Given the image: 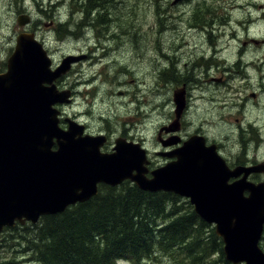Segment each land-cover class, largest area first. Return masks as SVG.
Returning <instances> with one entry per match:
<instances>
[{
	"label": "water",
	"instance_id": "1",
	"mask_svg": "<svg viewBox=\"0 0 264 264\" xmlns=\"http://www.w3.org/2000/svg\"><path fill=\"white\" fill-rule=\"evenodd\" d=\"M30 22L27 14L17 19L20 28ZM77 62L68 55L53 69L34 33L16 38L0 74V234L87 202L100 184L129 181L143 191L188 199L196 214L215 226L228 262L264 264V184L249 181L252 174H264V162L231 169L217 145L208 146L199 135L172 153L175 161L154 170L141 144L117 139L112 153H103L106 137L85 136L72 120L67 129L60 126L55 106L71 104L73 97L56 82ZM175 101L178 122L184 94H176Z\"/></svg>",
	"mask_w": 264,
	"mask_h": 264
},
{
	"label": "rangeland",
	"instance_id": "2",
	"mask_svg": "<svg viewBox=\"0 0 264 264\" xmlns=\"http://www.w3.org/2000/svg\"><path fill=\"white\" fill-rule=\"evenodd\" d=\"M62 1L0 0V62L5 63L4 71H6L9 57L14 52L16 38L21 31L34 33L35 37L44 44L52 59L53 68H55V64H60L66 56L75 55L72 52L76 49V34L79 31L76 27L92 22L93 19L96 21L98 16H94L95 11L104 12L115 9L117 14L120 13L121 22L117 25V27L120 26L118 30L120 34H123L124 31L130 33L133 42L131 48L136 52H130L133 58L131 61L136 60L137 54L144 52L148 68L150 60L154 59L156 52L147 53L146 45L149 46L150 43H145V40L139 36H145V39L148 40L149 37L161 35L157 40L160 39L161 44L172 46L174 49H179L178 45L184 47L188 43H184L186 41L184 38L188 36L196 37L199 45L203 44L200 37L203 35L206 37L205 33L200 32L203 24H200L198 28L187 27L186 20L190 17L177 11V8L171 5L174 0H115L119 5L115 8L114 0H101V2L93 0V10L85 8L84 0H64L63 3ZM109 3H112V6ZM183 7L188 14H191L196 8H208L209 14H211L206 16L208 20H217L210 28L209 41L211 48L212 45L215 47L210 49L209 54L213 55L217 50L219 57L217 61L221 65L226 62V68L229 66L230 69L215 70L216 74L213 73L217 80L224 77L226 85L214 84L212 79L206 85V92L195 90V98L189 104V109L184 112L186 109L184 107L180 112L179 121L183 129L181 130L180 127V131L176 135L183 142L195 135L203 136L208 144L217 142L221 156L232 166H250L263 162L264 0H189ZM74 9L76 11H73ZM81 9L84 10L81 11ZM93 11L94 13H92ZM82 12L85 14L83 15ZM21 14H29L33 20L31 25L23 29L17 26V19ZM60 19H64L68 27L66 31L65 28L62 31V35L65 34L64 38L59 36L58 22ZM82 19H84L83 22H81ZM51 22L54 23V26H50ZM191 24L196 26L192 18ZM98 27L99 31H103L102 25ZM168 28L171 31L166 32L165 30ZM90 32L91 30L86 35L93 37V33ZM189 40L193 48L197 41H192L190 38ZM118 51H122V49ZM251 62L255 65H250ZM159 63L160 60H158V65ZM246 63L250 64L243 65ZM179 70L182 72L181 69ZM118 71L116 69L114 72ZM131 71H134V75L131 74L130 78H126V86L119 85L112 92L101 89L90 91V88L77 86L74 66L66 77L59 80L57 85L60 90L73 89L75 92H83L84 95H81V98L78 95L71 104L60 107L72 121L87 122L96 131L113 133L115 136L121 134L131 142L146 144L144 148L148 149L151 155L163 164L165 159L158 156V152L165 150L161 143L165 148L176 146V137L173 134L178 129L166 134L160 133V131L175 123L174 95L180 94L182 89L172 85L166 87L164 84L163 89L158 91L161 87L157 84V79L154 76L149 77L152 73L149 68L146 71L148 76L143 78L146 80V88L141 92L144 104L140 108L139 116H136L135 113L138 112L133 110H136L135 104L131 105L132 103L129 102L131 100L130 97H127V90L134 89L130 85L131 78L136 81L145 72L137 74L136 70L131 69ZM170 80L168 78L169 82ZM89 91L91 96L84 100ZM201 93H204L205 97H201ZM115 94L117 95L115 96ZM93 101L94 106L91 103ZM156 105L160 107L158 108ZM105 118L107 120H104ZM241 152L246 156L244 160L239 161ZM154 166L157 167L160 164ZM250 180L252 182L264 181V175H252ZM25 232L21 230L17 238L23 236ZM13 233L7 228L1 233L2 236L0 234V264L5 262L13 264V259L21 260L20 264H30L26 262V258H14L13 247L16 243L12 237L16 233ZM261 243L264 245L263 238L260 246ZM16 254L21 255L20 251ZM173 261L170 256H162V264H169L168 262L174 264ZM118 264L131 263L118 262Z\"/></svg>",
	"mask_w": 264,
	"mask_h": 264
},
{
	"label": "trees",
	"instance_id": "3",
	"mask_svg": "<svg viewBox=\"0 0 264 264\" xmlns=\"http://www.w3.org/2000/svg\"><path fill=\"white\" fill-rule=\"evenodd\" d=\"M91 2L84 1L86 9ZM64 28L60 19L63 38ZM4 68L0 62V73ZM9 230L16 233L14 258H26L30 264H162V256L172 257L174 264H232L225 259L214 226L201 219L188 200L173 193L145 192L129 181L116 187L100 185L98 195L87 202ZM21 230L26 232L17 238ZM20 263L13 259V264Z\"/></svg>",
	"mask_w": 264,
	"mask_h": 264
},
{
	"label": "flooded vegetation",
	"instance_id": "4",
	"mask_svg": "<svg viewBox=\"0 0 264 264\" xmlns=\"http://www.w3.org/2000/svg\"><path fill=\"white\" fill-rule=\"evenodd\" d=\"M188 1L189 0H181V1L174 0V2H172L171 5L173 7H176L177 11H180L184 13L186 16L190 17L186 20L187 27L198 28L200 24H203V27L202 29H200V32L205 33L206 37L204 35L200 37L203 40L202 45H199V41L196 37L188 36L184 38V40H186L184 41V43L188 42L187 44H185L184 47L183 46L180 47L178 45L179 49H174L172 47H168L166 44H161L159 40H156L159 38L160 35L149 37L148 40L145 39V36H139V37H143V39L145 40V43L147 42L150 43L149 46L146 45L147 53L153 52V51L156 52V56L154 57V59L150 60L149 68L152 71V73L149 75V77L154 76L157 79V84H159V86L161 87L158 89V91L163 89L164 84L166 87L170 85L174 87H181L182 89L181 93L184 94L185 107H186L184 112H186L189 109V104L192 103V99L195 98V95H194L195 90H202L206 92L207 91L206 85L207 83L212 81V79H213L212 82L214 84L218 83L219 85H226V81L224 77H221V79L217 80L213 76L214 74H216L215 70L221 71L222 69L223 70L230 69L229 66H227L226 68V65H227L226 62L223 63V65H221V63L217 61V59L219 58L217 55L218 54L217 51L213 55L209 54L210 49H213L215 47L212 45L213 47L211 48V43L209 41V37L211 35L210 28L212 24H215L217 22V20L216 21L214 19L210 21L208 20V17L206 16L211 15L209 14L208 8H203V9L196 8L191 14H188L187 11L185 10V7H183ZM63 2L64 0L62 1V3ZM85 5H88V3H86ZM92 5L93 4H91L89 7H93ZM113 6L114 8L115 6H119L115 0H114ZM115 11H116L115 9L111 11H104V12L95 11L94 16L95 17L98 16L96 21H92V22H89V23H86L84 25L77 27L79 31H78V34H76V49L74 52H72V54H75V56L78 59V62L75 65L76 75H77V86H79V88H82V87L90 88L91 89L90 91L101 89V90H107V91L112 92L116 87H119V85L120 86L127 85L126 78H130L131 74L132 76L134 75L133 74L134 71H131V69L136 70L137 74L145 72L143 76L141 77L137 76L138 78L136 79V81H133V79L131 78L130 85L133 86L134 89L127 90V94H128L127 97H130V100H131L129 102L132 103L131 105L135 104L134 108H136V110L133 108L131 109H133L135 112L137 111L138 113H135V115L139 116L140 108L144 104L142 102L141 92H142V89L146 88V80L143 78L145 76H148V73H146V71L149 68L147 67V62H146V57L144 55V52H140V54H137L138 57H136V60L131 61V59H133L130 54V52L133 51L131 48L132 39L128 33H125V31L123 34H120V31L117 28L118 23L121 22L120 13L117 14ZM191 18L194 19L196 26H194V24H191ZM83 21L84 19L81 20V22ZM32 22L33 20L31 21V24ZM105 22L108 25L104 24ZM169 22L171 23L170 20ZM101 24H102L103 31H99L100 28L98 26ZM50 26H54V23L51 22ZM90 30H91L90 33L94 32L93 37H89L86 35ZM165 31L166 32L171 31V29L168 28ZM204 37H205V40H204ZM189 38L192 39V41L193 40L197 41V44H194L193 48L191 47ZM100 43H103V44H100ZM99 45L101 47H99ZM120 49H122V51L117 52V50H120ZM239 59L241 60L240 56H239ZM158 60H160L159 65H158ZM58 64H55L56 65L55 67H57ZM249 64L250 63H246L244 65L248 66ZM253 64L255 65V63H252L250 65L253 66ZM116 69L120 71L114 72ZM179 69H181L182 72ZM169 74H170V77H169ZM167 76L168 78L171 79L170 82L168 81ZM71 90H72L73 100L76 99L78 95H80V98H81V95H84L83 92H75L73 89ZM90 91L86 93L87 96L84 97V100L87 99L89 96H91ZM116 95L117 94H115V96ZM175 95H174L173 103H175V113H176V120H177V108L178 107L175 101ZM201 97H205V94L201 93ZM91 103L94 106V101ZM159 107L160 106H158V108ZM59 109L61 112L60 126L63 129H67L69 126L70 118L67 117L66 113L63 112L64 109L62 107H60ZM83 115L85 114L83 113ZM79 117H80V114H79ZM104 120H107V119L105 118ZM78 124L84 128L85 136H104L106 137V142L102 147L103 153H112L116 140L126 139L121 134H119L118 136H115L113 133L110 134L105 131L104 132L96 131L95 129H92L91 126L87 122H79ZM174 125H176L178 128L176 132H175L176 128L174 127ZM180 127L182 130L183 127L180 121L178 122L175 121V123L172 124L170 127H164L160 131V133L164 132L165 134L171 131L175 132V134L173 135L176 137L175 142L177 143V145L174 147L165 148L163 143L160 142L162 147L165 149L163 151L158 152V156L165 159V162L163 164H161L158 159H155L151 155L150 151L145 148L149 153V159L151 160V165H150L151 169L165 166L171 163L172 161L176 160L175 157H172V153L178 150L185 142V141L183 142L176 135L180 131ZM160 140H163V139H160ZM127 141L131 142L129 140ZM212 143L213 142H211L210 144ZM215 143L219 149V144L217 142ZM139 144H141L143 147H146V144H143V143H139ZM210 144H208L207 142V145H210ZM242 153L243 152H241V154ZM243 154L244 156H246L245 153ZM158 163L160 164V166L155 167L154 165Z\"/></svg>",
	"mask_w": 264,
	"mask_h": 264
},
{
	"label": "bare ground",
	"instance_id": "5",
	"mask_svg": "<svg viewBox=\"0 0 264 264\" xmlns=\"http://www.w3.org/2000/svg\"><path fill=\"white\" fill-rule=\"evenodd\" d=\"M85 1V0H84ZM100 2H101V0H99ZM108 1V0H107ZM177 1H181V0H177ZM70 2V1H69ZM99 2V6H100V3ZM103 2V1H102ZM67 3V2H66ZM71 3V2H70ZM92 3V2H91ZM104 3V2H103ZM69 4V3H68ZM110 4V3H109ZM112 4V3H111ZM110 4V5H111ZM70 5V4H69ZM76 5V4H75ZM79 5V4H78ZM108 5V4H107ZM55 6V5H54ZM81 6V5H80ZM86 6H88V5H86ZM112 6V5H111ZM71 8H72V6H70ZM74 7H76V6H74ZM44 8V7H43ZM42 8V9H43ZM90 8H92V10H93V7H90ZM79 9V8H78ZM41 10V9H40ZM82 10H84V9H81V11ZM87 10H89V9H87ZM91 10V9H90ZM73 11H76L75 9L73 10ZM83 12H85V11H83ZM79 13V12H78ZM92 13H94V11L92 12ZM74 14V13H73ZM83 14H85V13H83ZM55 15V14H54ZM79 15V14H78ZM90 15V14H89ZM88 15V16H89ZM104 15V14H103ZM77 16V15H76ZM37 17V16H36ZM83 17V16H82ZM93 17V16H92ZM101 17V16H100ZM103 17V16H102ZM40 18V17H39ZM75 18V17H74ZM84 19H85V17H83ZM102 19V18H101ZM87 20V19H86ZM94 21H95V19H93ZM99 20V19H98ZM106 20V19H105ZM108 20H109V18H108ZM109 22V21H108ZM57 23V22H56ZM96 24V23H95ZM119 24V23H118ZM102 25V24H101ZM115 26V25H114ZM76 27V26H75ZM68 28V27H67ZM77 28V27H76ZM118 29L120 28V26L119 27H117ZM70 29V28H69ZM64 30V29H63ZM72 30H73V28H72ZM65 31H66V29H65ZM64 31V32H65ZM56 32V31H55ZM63 32V33H64ZM98 32V31H97ZM121 32H123V31H121ZM94 33V32H93ZM128 34H130L129 32H128ZM70 35V34H69ZM95 35V34H94ZM126 35V34H125ZM129 36V35H128ZM161 36V35H160ZM67 37V36H66ZM96 37V36H95ZM141 38H143V37H141ZM141 38H139V39H141ZM163 38V37H162ZM100 39V38H99ZM98 39V40H99ZM132 39V38H131ZM133 39H135V38H133ZM157 40V39H156ZM160 40V39H159ZM170 40V39H169ZM94 41V40H93ZM127 41V40H126ZM125 41V42H126ZM155 41V40H154ZM98 42V41H97ZM105 42V41H104ZM111 42V41H110ZM128 42V41H127ZM126 42V43H127ZM137 42V41H136ZM139 42V41H138ZM141 42V41H140ZM152 42V41H151ZM107 43H108V41H107ZM129 43V42H128ZM133 43V42H132ZM100 44H103V43H100ZM138 44V43H137ZM141 45H142V43H141ZM137 46V45H136ZM99 47H101L100 45H99ZM134 47H135V45H134ZM172 47V46H171ZM213 47V46H212ZM140 48V47H139ZM97 49V48H96ZM126 49H128V48H126ZM139 50V49H138ZM128 51V50H127ZM141 51V50H140ZM189 51H191V50H189ZM217 51V50H216ZM166 54V53H165ZM173 54V53H172ZM102 56V55H101ZM138 59V58H137ZM133 64V63H132ZM244 65V64H243ZM128 67V66H127ZM115 68V67H114ZM125 69H126V67H125ZM153 70V69H152ZM120 71V70H119ZM128 71V70H127ZM137 77V76H136ZM164 83H166V82H164ZM168 85V84H167ZM169 87V86H168ZM170 89V88H169ZM165 95V94H164ZM165 97V96H164ZM162 98H163V96H162ZM161 112V111H160ZM161 114V113H160ZM219 155L221 156V154H220V152H219ZM222 157V156H221ZM223 158V157H222ZM245 158V157H244ZM224 159V158H223ZM225 160V159H224ZM226 161V160H225ZM256 183V185H258V184H264V181H259V182H255ZM143 191V190H142ZM145 192H147V191H145Z\"/></svg>",
	"mask_w": 264,
	"mask_h": 264
}]
</instances>
